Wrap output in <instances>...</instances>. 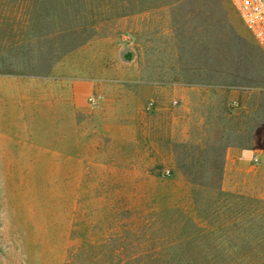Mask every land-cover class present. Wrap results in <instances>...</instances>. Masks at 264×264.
Wrapping results in <instances>:
<instances>
[{
	"label": "rangeland",
	"instance_id": "374dc122",
	"mask_svg": "<svg viewBox=\"0 0 264 264\" xmlns=\"http://www.w3.org/2000/svg\"><path fill=\"white\" fill-rule=\"evenodd\" d=\"M13 1L29 4L14 10L28 29L21 73L105 88L81 113L53 104L28 144L0 146V264H264V49L231 2ZM181 62L220 65L258 102V161L232 162L225 183L204 166L222 165L217 147L191 145L186 129L174 144L170 123L157 126L159 94L191 112L146 85ZM113 122L134 123L136 139L104 134Z\"/></svg>",
	"mask_w": 264,
	"mask_h": 264
},
{
	"label": "crops",
	"instance_id": "0c3cea01",
	"mask_svg": "<svg viewBox=\"0 0 264 264\" xmlns=\"http://www.w3.org/2000/svg\"><path fill=\"white\" fill-rule=\"evenodd\" d=\"M28 5L13 0H0V146L28 144L29 141L25 138L32 135L29 130L35 129L36 121L46 119L45 114H50L53 104H62L67 112L70 104L71 111L81 113L90 108L91 98L96 102L98 98L104 97L105 87L95 84L92 79L75 78L70 81L69 86L66 79L53 81L50 71L47 75L20 72L17 53L20 33L28 29L21 27L20 15L14 10ZM151 70L153 68L149 67L146 71L150 74ZM212 72L224 77V82L210 81L208 77H203ZM153 73L156 76L147 80V86L154 90L173 89L175 97L183 98L181 103L185 101V105L191 106V112L189 107L185 108L186 112H173L171 108L170 113V101L164 103L156 91L160 95L156 102L159 105L155 115L158 117L157 126L163 128L170 123L174 144H180L179 133L181 129H186L191 132V145L214 146L211 151H215L217 147L220 157L215 156L211 161H220L222 165L204 166L207 169L224 170V183L232 162L237 167L244 168L247 164L258 161V102L254 101L253 91L249 87L229 84L225 79L226 72L220 65L212 70L209 66H191V63L181 62L170 67L156 65ZM42 113L44 116H40ZM134 126L132 122L108 123L104 126L103 133L118 138L123 132L124 138L132 141L136 139L132 134L135 132ZM204 159L206 157L202 158ZM210 177L215 176L212 174Z\"/></svg>",
	"mask_w": 264,
	"mask_h": 264
},
{
	"label": "built area",
	"instance_id": "2783aa9c",
	"mask_svg": "<svg viewBox=\"0 0 264 264\" xmlns=\"http://www.w3.org/2000/svg\"><path fill=\"white\" fill-rule=\"evenodd\" d=\"M238 11L244 25L264 49V0H229ZM91 101L94 100L91 98ZM150 103L148 109H152Z\"/></svg>",
	"mask_w": 264,
	"mask_h": 264
}]
</instances>
